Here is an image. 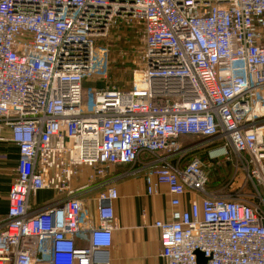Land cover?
<instances>
[{
	"label": "built area",
	"instance_id": "built-area-1",
	"mask_svg": "<svg viewBox=\"0 0 264 264\" xmlns=\"http://www.w3.org/2000/svg\"><path fill=\"white\" fill-rule=\"evenodd\" d=\"M118 19L143 25V65L85 104ZM6 127L19 158L0 264H109L119 191L100 183L95 220L82 195L143 157L148 194L171 195V219L154 223L165 264H264V0H0V139ZM186 135L209 159L234 152L250 198L210 194L201 157L181 166L199 147ZM44 190L56 197L35 206ZM187 190L202 197L182 209Z\"/></svg>",
	"mask_w": 264,
	"mask_h": 264
},
{
	"label": "crops",
	"instance_id": "crops-1",
	"mask_svg": "<svg viewBox=\"0 0 264 264\" xmlns=\"http://www.w3.org/2000/svg\"><path fill=\"white\" fill-rule=\"evenodd\" d=\"M0 139V226L6 220L9 208V191L16 176V165L19 158L18 146L10 140L11 131L6 127L1 132ZM200 137L186 135L181 137L192 143ZM206 151V148L202 150ZM151 157L141 158L134 166L122 164L123 170L110 168L105 177L99 178L83 193L87 200V211L84 219H96V206L99 193L106 185L117 187L119 197L114 201L118 227L113 234V244L109 250V264H165L160 255L162 246L159 230L155 227L156 220H170L173 206L171 195L165 186L160 187L156 194H148L145 176L150 169ZM184 163H181V166ZM135 168L141 171L133 172ZM120 171V172H116ZM103 183L105 186L100 185ZM49 194V195H47ZM56 196L52 191L44 190L32 201L35 206L49 202ZM202 194L187 190L182 197L181 208H189L194 199H201ZM53 198V199H54Z\"/></svg>",
	"mask_w": 264,
	"mask_h": 264
},
{
	"label": "rangeland",
	"instance_id": "rangeland-1",
	"mask_svg": "<svg viewBox=\"0 0 264 264\" xmlns=\"http://www.w3.org/2000/svg\"><path fill=\"white\" fill-rule=\"evenodd\" d=\"M131 34L134 35L131 37L138 42V45L135 49L131 46V50L133 51H130V54L133 57L130 62V59L126 56L127 54L115 46H117V42L122 41L123 38H128ZM98 44L102 48L105 47L108 51L103 55H98L100 64L91 75L86 77L84 83L85 104L90 100V98L94 95L93 93L98 88L105 87L107 85L119 86L122 88L130 87L135 70L143 65L140 59L144 48L143 25L136 20L126 21L118 19L110 26L107 35L99 38ZM108 48L111 49V59L109 58ZM125 56L126 59H123ZM110 64V75L107 80L104 81L108 75ZM113 71L115 74H112ZM207 142L208 140H206V138L200 137L197 141L192 143L186 140L185 143H182L184 146L196 144L199 146L197 149L201 150L204 148H210V146L207 147ZM197 149H193L192 151ZM201 155H206L205 159H203ZM194 156L201 157L205 161V169L208 175L206 189L210 192V194L230 197L241 201H245L250 198L251 193L255 190V188L247 173L243 169V166L236 161L237 155L234 152L231 151L230 159H209L207 156V150L205 152L201 150ZM185 157L183 159L185 161L192 158V156H189V159H185ZM117 168L118 170H123L125 166L120 165L117 166ZM259 189L262 190V187L259 186ZM53 198L51 196L49 201Z\"/></svg>",
	"mask_w": 264,
	"mask_h": 264
},
{
	"label": "trees",
	"instance_id": "trees-1",
	"mask_svg": "<svg viewBox=\"0 0 264 264\" xmlns=\"http://www.w3.org/2000/svg\"><path fill=\"white\" fill-rule=\"evenodd\" d=\"M131 36L133 37L134 35L131 34L128 38H123V40L117 42V43H116L117 46H115V47H118L120 50H123V51L127 54L126 56L130 59V62H131L132 57H133V56H131V54H130V51H133V50H131V49H132L131 46H133V48L135 49V48L137 47V45H138V42H137L134 38H132ZM108 47H109V46H108ZM108 49H109V58L111 59V49H110V48H108ZM126 56H125L123 59H126ZM110 71H111V64H110V67H109L108 75H107V77L104 79V81L107 80L108 76L110 75ZM112 74H115L114 71L112 72ZM108 82H109V81H108ZM105 84H107V83H105ZM107 86H109V85H107ZM110 86H111V85H110ZM115 87L122 88V87H119V86H115ZM201 150H203V149H201ZM201 150H198V149H197V150H194V151L188 153V154L186 155L185 159H189V156L194 157V155H195L196 153L200 152ZM201 157H202L203 159H205L206 155H205V156L201 155ZM185 162H186L185 160L182 161V163H185Z\"/></svg>",
	"mask_w": 264,
	"mask_h": 264
},
{
	"label": "water",
	"instance_id": "water-1",
	"mask_svg": "<svg viewBox=\"0 0 264 264\" xmlns=\"http://www.w3.org/2000/svg\"><path fill=\"white\" fill-rule=\"evenodd\" d=\"M196 254L198 256V261H200V262H205L206 261V258L204 257V254L201 251L197 250Z\"/></svg>",
	"mask_w": 264,
	"mask_h": 264
}]
</instances>
